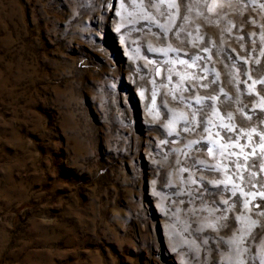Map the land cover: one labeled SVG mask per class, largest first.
Wrapping results in <instances>:
<instances>
[{"label":"rangeland","instance_id":"374dc122","mask_svg":"<svg viewBox=\"0 0 264 264\" xmlns=\"http://www.w3.org/2000/svg\"><path fill=\"white\" fill-rule=\"evenodd\" d=\"M0 264H264V0H0Z\"/></svg>","mask_w":264,"mask_h":264}]
</instances>
